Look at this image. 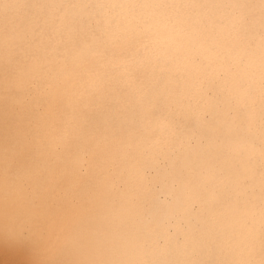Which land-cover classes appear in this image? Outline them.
<instances>
[{
  "label": "clouds",
  "instance_id": "clouds-1",
  "mask_svg": "<svg viewBox=\"0 0 264 264\" xmlns=\"http://www.w3.org/2000/svg\"><path fill=\"white\" fill-rule=\"evenodd\" d=\"M0 264H264V0H0Z\"/></svg>",
  "mask_w": 264,
  "mask_h": 264
}]
</instances>
